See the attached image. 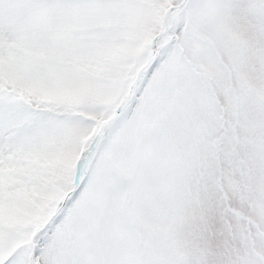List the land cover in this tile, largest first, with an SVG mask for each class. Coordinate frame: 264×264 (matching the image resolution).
I'll use <instances>...</instances> for the list:
<instances>
[{"label":"snow or ice","instance_id":"1","mask_svg":"<svg viewBox=\"0 0 264 264\" xmlns=\"http://www.w3.org/2000/svg\"><path fill=\"white\" fill-rule=\"evenodd\" d=\"M0 264H264V0H0Z\"/></svg>","mask_w":264,"mask_h":264}]
</instances>
